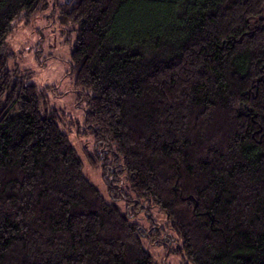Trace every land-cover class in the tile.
Instances as JSON below:
<instances>
[{"label":"trees","instance_id":"obj_1","mask_svg":"<svg viewBox=\"0 0 264 264\" xmlns=\"http://www.w3.org/2000/svg\"><path fill=\"white\" fill-rule=\"evenodd\" d=\"M49 1L0 0V264H155L131 222L151 208L180 264H264V0H52L124 210L6 66L13 26Z\"/></svg>","mask_w":264,"mask_h":264},{"label":"rangeland","instance_id":"obj_2","mask_svg":"<svg viewBox=\"0 0 264 264\" xmlns=\"http://www.w3.org/2000/svg\"><path fill=\"white\" fill-rule=\"evenodd\" d=\"M56 2L62 4L65 0ZM75 28L74 25L59 24L58 7H54L52 0L49 1L47 9L36 10L30 18L22 17L13 26L4 47L9 55L6 66L10 70L29 74V83L44 93L48 107L63 114L61 130L76 150L84 175L106 201L114 202L124 210L128 203L121 199L118 191L123 184L120 182L117 191L113 192L116 185L111 184V181L114 177L109 172L105 177L102 167L106 165V169L112 170V167H108L111 155L103 152L104 149L98 146L94 136L88 134L89 130L83 122L87 99L79 97V93L75 92L70 74V56L76 38L72 30ZM98 156L102 159L99 160ZM91 159L95 161V166ZM113 197H117V200ZM131 222L151 231L153 237L150 240L153 243L150 244L147 239L144 246L155 264H180V259L174 253L180 242L175 233L166 227V218L157 208L133 215ZM151 228L157 230L153 231Z\"/></svg>","mask_w":264,"mask_h":264}]
</instances>
